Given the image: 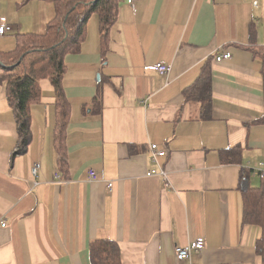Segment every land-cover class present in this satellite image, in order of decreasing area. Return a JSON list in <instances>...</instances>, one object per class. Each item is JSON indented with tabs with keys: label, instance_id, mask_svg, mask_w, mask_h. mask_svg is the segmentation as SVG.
Returning <instances> with one entry per match:
<instances>
[{
	"label": "crops",
	"instance_id": "crops-1",
	"mask_svg": "<svg viewBox=\"0 0 264 264\" xmlns=\"http://www.w3.org/2000/svg\"><path fill=\"white\" fill-rule=\"evenodd\" d=\"M22 1L0 0V18L12 25L0 50L13 49L17 34L44 32L54 16L50 2ZM253 1L139 0L132 8L122 0L105 62L92 16L63 78L71 106L67 183L55 177L51 82L40 81L32 141L13 163L17 123L0 84V264H91L89 244L97 238L115 240L123 264H181L176 246L200 237L206 246L192 254L194 264H262L255 251L260 230L242 224L241 185L258 184L252 167L264 161V124L248 125L264 118L261 63L242 47L252 21L264 43V0ZM224 50L232 58L216 61ZM210 57L212 118L204 120L183 90ZM159 61L172 66L167 85L146 67ZM102 78L103 109L96 114L91 102ZM152 143L170 149L160 159L166 175L147 176L156 167ZM235 145L244 148L242 162L223 164L220 150ZM243 169L252 170L248 179Z\"/></svg>",
	"mask_w": 264,
	"mask_h": 264
},
{
	"label": "trees",
	"instance_id": "trees-1",
	"mask_svg": "<svg viewBox=\"0 0 264 264\" xmlns=\"http://www.w3.org/2000/svg\"><path fill=\"white\" fill-rule=\"evenodd\" d=\"M29 1L32 0H23L21 3ZM45 1L52 3L54 16L47 23L44 32L17 34L13 49L0 50V84L6 88L7 101L17 123V148L10 158L13 163L16 156L27 153L32 141V108L41 101L40 81L48 79L51 82L55 93L52 144L58 155V171L63 179H68L67 129L71 120V106L63 85L66 58L82 51L90 19L97 16L102 61H106L110 32L118 21L122 0ZM258 36V28L252 21L249 26V43L242 47L247 48L253 57L260 61V74L264 84V43L259 42ZM211 63L210 57L202 65L195 83L183 90L187 102L199 103L200 117L204 120L212 118ZM104 83L105 79L102 78L91 102L92 110L96 114L101 113L103 109ZM250 124H264V118L248 122V125ZM130 151L136 152V146L131 145ZM243 153L242 145H235L221 149L219 155L223 164H240ZM251 174L252 170H242L244 179H248ZM258 176L257 185H251L248 180H243L241 185L242 224L259 228L260 236L255 242V251L264 264V172H260ZM89 257L91 264H123L118 243L109 238L92 240L89 244Z\"/></svg>",
	"mask_w": 264,
	"mask_h": 264
},
{
	"label": "built area",
	"instance_id": "built-area-1",
	"mask_svg": "<svg viewBox=\"0 0 264 264\" xmlns=\"http://www.w3.org/2000/svg\"><path fill=\"white\" fill-rule=\"evenodd\" d=\"M139 0H127L128 4L134 8L136 2ZM254 6H258L259 2L258 0L253 1ZM0 37L4 36L8 32L12 31V25L7 22V17L3 16L0 18ZM232 58V53L228 50H224L218 54L215 55V60L218 62H223L226 60H229ZM149 69H152L156 71L158 74L164 77L165 84H169L171 81V72H172V66L164 61L156 62L152 65L146 66ZM150 150L152 153L153 162L156 164V167L151 169L149 172H147V176H153V175H166V167L164 162H161L160 159L162 157H168V154L170 152V149L168 146L164 144H157L152 143L150 145ZM41 164L39 162L35 163V165L32 167L33 174H36L38 169L40 168ZM252 170L254 173L259 174L260 172H264V161H257L254 166L252 167ZM89 176L91 180L98 179V172L94 168H89L88 170ZM56 179L59 183H67V179H63L61 177L60 172H56L55 174ZM112 182H108L107 186L108 188L112 187ZM3 226H6V223L2 224ZM206 246V242L204 238H196L192 241H190L188 244L184 246H176V258L181 264H194L192 262V254L195 252H201Z\"/></svg>",
	"mask_w": 264,
	"mask_h": 264
},
{
	"label": "bare ground",
	"instance_id": "bare-ground-1",
	"mask_svg": "<svg viewBox=\"0 0 264 264\" xmlns=\"http://www.w3.org/2000/svg\"><path fill=\"white\" fill-rule=\"evenodd\" d=\"M98 172V171H97ZM99 173V172H98Z\"/></svg>",
	"mask_w": 264,
	"mask_h": 264
}]
</instances>
